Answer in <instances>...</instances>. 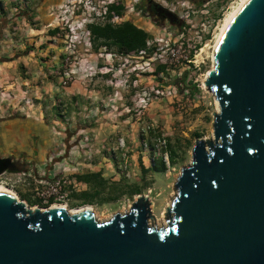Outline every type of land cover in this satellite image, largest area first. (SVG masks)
Here are the masks:
<instances>
[{"label":"rangeland","instance_id":"rangeland-1","mask_svg":"<svg viewBox=\"0 0 264 264\" xmlns=\"http://www.w3.org/2000/svg\"><path fill=\"white\" fill-rule=\"evenodd\" d=\"M138 1L0 0V120L17 114L38 121L44 130L33 147L47 142L42 156H11L21 168L5 171L14 181L6 187L28 206L45 205L36 189L45 192L61 179L66 197L56 203L88 206L102 221L129 208L137 195L127 190L136 185L153 201L159 227L195 140L213 138L218 107L203 81L213 64L215 38L239 0H152L184 22L182 31L165 17L138 12ZM111 3L122 7L111 21L129 20L149 32L150 50L127 56L113 48L94 50L87 24L104 23L99 13ZM53 28L55 35L47 32ZM162 136L176 151L175 164L144 173L163 151H145L143 142ZM88 168H115L119 179L96 186L94 194L74 177Z\"/></svg>","mask_w":264,"mask_h":264},{"label":"water","instance_id":"water-1","mask_svg":"<svg viewBox=\"0 0 264 264\" xmlns=\"http://www.w3.org/2000/svg\"><path fill=\"white\" fill-rule=\"evenodd\" d=\"M203 85L218 108L155 226L148 195L108 220L0 191V264H264V0H247ZM0 157V174L20 169Z\"/></svg>","mask_w":264,"mask_h":264},{"label":"trees","instance_id":"trees-1","mask_svg":"<svg viewBox=\"0 0 264 264\" xmlns=\"http://www.w3.org/2000/svg\"><path fill=\"white\" fill-rule=\"evenodd\" d=\"M191 1L196 4H201L208 0ZM134 7L138 12L145 16L159 15L161 17L167 18L171 25L180 31H182V28L184 27V22L180 20L175 13L161 7L152 0H139ZM121 13L122 7L111 3L106 7V21L104 23L91 22L87 24L89 38L92 42L94 50L97 51L101 47H104L105 49L113 48L116 53L124 56L131 54L140 55L146 53V51L150 50L148 42L150 39H152L151 34L129 20H124L119 23H114L111 21L114 15H121ZM156 23L158 24V22ZM47 32L51 35H55L58 32V28L50 29ZM158 68L163 71L165 67L163 65H160L158 66ZM185 75L186 73L184 72L179 78L182 82L185 81ZM172 81L175 85L178 86V78H175ZM195 90L196 87L192 86L191 91L194 92ZM17 116V114L14 115V117ZM154 139L155 137L153 138V140ZM152 145L153 143H149L150 147H152ZM165 148L168 149L167 151H165L167 152L169 165H174L176 157L175 149L171 147L169 142H167ZM150 153L153 152L150 151ZM143 171L144 173H146L147 171H151L153 173L165 172V161L162 159V157L159 160H155V158H152L150 168L143 169ZM74 177L78 182L90 183L91 181H95L96 186L104 183L103 181H101L102 179L100 180L99 175L95 173L76 174ZM84 192H86V190ZM93 193L98 194V192H96V189ZM127 193L132 197L134 195L141 194V189L136 185H132L128 187ZM37 201L40 202L39 200ZM52 202L53 200H49L48 204L40 205V207H48Z\"/></svg>","mask_w":264,"mask_h":264},{"label":"crops","instance_id":"crops-1","mask_svg":"<svg viewBox=\"0 0 264 264\" xmlns=\"http://www.w3.org/2000/svg\"><path fill=\"white\" fill-rule=\"evenodd\" d=\"M39 130H44L43 125L27 117L17 116L0 120V157H29L34 151H36L38 157L42 156L47 147L46 140H42L41 144L36 148L33 147L32 142L33 138H38ZM84 172L98 174L103 182L107 180L118 181L119 179L115 168H88ZM78 184H81L82 189L86 187L93 190L96 189L95 181L90 183L78 182Z\"/></svg>","mask_w":264,"mask_h":264},{"label":"built area","instance_id":"built-area-1","mask_svg":"<svg viewBox=\"0 0 264 264\" xmlns=\"http://www.w3.org/2000/svg\"><path fill=\"white\" fill-rule=\"evenodd\" d=\"M106 7L107 4L103 10V12H100L99 15L101 18H105L106 16ZM166 147V139L162 136L160 138L154 139L153 140V145L152 147H150L146 142H143V149L145 151H151L154 154H158L161 153V156L163 157V160L168 163V159H167V152L163 149H165ZM6 172H3L0 174V184L1 185H5L9 186L10 184L14 183V181L12 180L13 178L9 177V176H5ZM64 183L65 181H62L61 179H57L51 182V184L48 186L47 191L42 192V191H38L36 189V196L38 198V200L42 203H49V200H53L54 203H56L57 201H61L66 197V194L63 192V187H64ZM52 203V204H54ZM51 205V204H50Z\"/></svg>","mask_w":264,"mask_h":264},{"label":"bare ground","instance_id":"bare-ground-1","mask_svg":"<svg viewBox=\"0 0 264 264\" xmlns=\"http://www.w3.org/2000/svg\"><path fill=\"white\" fill-rule=\"evenodd\" d=\"M246 1L247 0H239L238 3L233 7L232 11L230 13H228V15L226 16V18L224 20V23H223L222 27L220 28L219 33L217 34V36L215 38V42H214V45H213L212 57H213L215 49L220 44V42H221V40H222L227 28L229 27V25H230V23L232 21V19L238 13V11L242 8V6L246 3ZM216 106L218 107L217 101H216ZM0 191L8 192V193L13 194L14 196L17 197V195H16V193L14 191L10 190L9 188H7V187H5V186H3L1 184H0ZM169 203H170V201H169ZM50 206H52V207L62 206V207H65L69 212H77V211H81V210L93 211L92 208H90L88 206H83V207H79V208H76V209H68V207L65 204H58V203L51 204ZM163 216H164V213H162V217ZM108 219H109V217H104V218H102V221L108 220ZM162 219H163L164 222L161 224V226H165L166 225L165 224L166 220H165L164 217Z\"/></svg>","mask_w":264,"mask_h":264}]
</instances>
